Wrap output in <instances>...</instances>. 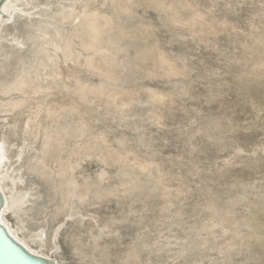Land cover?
I'll return each instance as SVG.
<instances>
[{"label":"rangeland","instance_id":"rangeland-1","mask_svg":"<svg viewBox=\"0 0 264 264\" xmlns=\"http://www.w3.org/2000/svg\"><path fill=\"white\" fill-rule=\"evenodd\" d=\"M6 3L15 235L51 264H264V0Z\"/></svg>","mask_w":264,"mask_h":264},{"label":"bare ground","instance_id":"bare-ground-1","mask_svg":"<svg viewBox=\"0 0 264 264\" xmlns=\"http://www.w3.org/2000/svg\"><path fill=\"white\" fill-rule=\"evenodd\" d=\"M6 2L7 0L0 1V9L9 8L10 4ZM94 25L93 27H91V30L93 34L97 35L98 29L96 28H98V26L94 27ZM93 37L96 38L95 35H93ZM5 87L6 90H10L13 88H11V85H7ZM8 162L9 156L6 152V148L3 143H0V180L4 181L5 178H8L10 183L13 185L15 184V181L14 178L9 176L8 174ZM6 199L7 195L5 192V187L2 183H0V264H51L40 254L36 253L35 251H32V249L26 244L24 239H22L18 235H15V233L11 230L8 225L7 219L2 216V213L3 211L10 209L14 204H16L20 200H11V202L9 203V201ZM10 251H12L13 253H11Z\"/></svg>","mask_w":264,"mask_h":264},{"label":"water","instance_id":"water-1","mask_svg":"<svg viewBox=\"0 0 264 264\" xmlns=\"http://www.w3.org/2000/svg\"><path fill=\"white\" fill-rule=\"evenodd\" d=\"M11 253H13L12 251H10ZM20 259H23V258H20Z\"/></svg>","mask_w":264,"mask_h":264}]
</instances>
